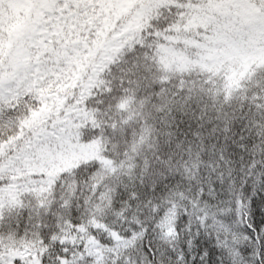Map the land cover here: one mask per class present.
Returning <instances> with one entry per match:
<instances>
[{
  "label": "snow or ice",
  "instance_id": "1",
  "mask_svg": "<svg viewBox=\"0 0 264 264\" xmlns=\"http://www.w3.org/2000/svg\"><path fill=\"white\" fill-rule=\"evenodd\" d=\"M0 264H264V0H0Z\"/></svg>",
  "mask_w": 264,
  "mask_h": 264
}]
</instances>
